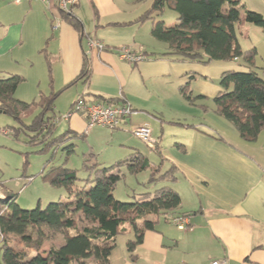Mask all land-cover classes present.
Here are the masks:
<instances>
[{"label": "crops", "instance_id": "0c3cea01", "mask_svg": "<svg viewBox=\"0 0 264 264\" xmlns=\"http://www.w3.org/2000/svg\"><path fill=\"white\" fill-rule=\"evenodd\" d=\"M240 1L264 18V0ZM150 4L151 0H78L70 9L80 23L77 31L54 7L38 1L0 0V76L14 74L10 68L25 58L13 53L35 40L45 46L41 52L49 62L48 79L44 89L38 82L28 99L21 94L25 75L14 74L24 79L15 91L17 100L30 103L50 92H59L55 102L66 95L69 108L77 100L104 105L119 100V106L133 113L113 130L118 131L122 151L128 152L118 160L139 154L134 139L119 131L147 124L158 140L160 172L173 170L172 178L159 182L179 195L181 205L174 216L190 214L184 220L187 228L179 230L174 220L161 219L130 253L127 244L134 234L126 224L119 235L131 237L120 246L116 238L109 264H264V130L254 142L244 141L213 105L221 91V75L246 68L238 61L202 64L161 55L168 48L152 41L151 22L137 21ZM55 22L57 28H53ZM236 30L243 50L256 49L255 66L264 80V30L243 22ZM89 39L101 42L105 49L89 48ZM122 48L144 59L134 64L122 60ZM85 58L90 71L87 80L81 76ZM186 83L192 96L204 99L187 102L180 92ZM80 115L86 123L85 115ZM94 128L101 127L86 128L87 134ZM66 131L75 138L86 137Z\"/></svg>", "mask_w": 264, "mask_h": 264}, {"label": "trees", "instance_id": "16d2710c", "mask_svg": "<svg viewBox=\"0 0 264 264\" xmlns=\"http://www.w3.org/2000/svg\"><path fill=\"white\" fill-rule=\"evenodd\" d=\"M167 9L177 14L173 26L159 20ZM242 15L245 23L264 30V18L248 10L240 0H151L149 9L137 21L151 22V37L167 45L163 56L202 64L238 61L240 67L246 68L221 75L218 82L221 91L213 98V105L215 113L234 127L239 138L254 142L264 130V80L255 66L256 49L243 50L240 46L236 26L243 21ZM60 18L75 30H81L72 13H60ZM84 60L81 76L87 80L89 64L87 58ZM23 80L22 76L14 74L0 76V110L18 121V129L14 130L17 137L23 132L27 145L40 147L38 153L63 149L66 163L75 152V145L67 143L76 135H70L71 131L55 135L54 103L59 92L40 94L35 101L24 103L14 96ZM180 92L189 103L204 99L192 96L189 83ZM107 105L120 104L118 100V103ZM35 107L38 112L25 124L22 116ZM150 149L160 155L158 144ZM151 166H154L152 162L139 154H132L108 167L95 161L90 165L84 163L85 177H80L77 169L65 164L50 166L42 178L54 187H62L66 191V201L51 202L44 209L38 206L27 211L17 205L14 196L0 199V262L85 264L91 259L92 264H109L116 238L123 232L124 225L128 224L134 234L127 244V250L132 253L147 231H155L161 219L168 222L190 217L185 213L174 216L181 199L168 187L133 197L131 201L114 198L116 184L124 177L123 168L137 175L150 171ZM160 167L159 164L150 171L148 183L172 178V169L161 173ZM60 236L64 239L61 246L50 245L47 251H42L45 242L53 244Z\"/></svg>", "mask_w": 264, "mask_h": 264}, {"label": "rangeland", "instance_id": "374dc122", "mask_svg": "<svg viewBox=\"0 0 264 264\" xmlns=\"http://www.w3.org/2000/svg\"><path fill=\"white\" fill-rule=\"evenodd\" d=\"M241 18L242 22L245 23L243 15ZM176 19L177 14L169 9L165 10L159 18L167 26H173ZM152 41L156 42L155 44L162 43ZM44 47L41 44L37 45L34 40L32 45L28 44L26 46L25 44L12 55L25 58V60L20 61L18 67L10 68L9 73L25 75L27 81L25 87L21 90V94H26L28 99L32 97L33 91H36L38 86L35 87V85L40 82V87L44 89L45 80L48 79L47 65L49 62L44 52H41ZM65 96L55 102L54 113L57 119L55 135L63 134L67 129L75 131L79 136L82 133L86 135L85 138L77 137L68 141L67 145H75V152L68 158L66 163V151L58 149L55 153L52 151L38 153L37 150L40 147L27 145L23 132L19 133L18 137L15 134L14 130L18 129L19 126L18 121L9 115L0 113V199L2 195L6 197L14 196L17 205L23 210L30 211L38 206L44 209L48 203L66 201V191L62 187H54L42 178L50 166L65 164L70 169H77L80 177H85L84 163L90 165L93 161H96L104 166H109L128 154V152H123V148L120 147L121 144L119 143L121 142L117 135L118 131L94 128L89 132L90 134H87V124L82 119L81 113L73 110L74 104L69 108L70 102ZM38 110L35 107L24 114L22 121L25 124L29 123ZM70 112L72 113L70 116H73V118L68 122L66 121L67 118H64ZM130 130L119 131V133L127 134L131 139H134L133 144L139 150V155H142L154 165L151 166L150 171H152L158 165V157L145 143L134 137ZM112 135L113 137H110ZM120 155L123 156L120 157ZM150 171L147 170L132 175L127 173L126 168H123L124 177L116 184L113 192L114 198L118 201H131L133 197L141 196L146 192H153L167 184L165 182L148 183L147 179L150 176ZM130 237L129 234L119 235L117 237L118 246L121 242L124 244ZM63 243L64 239L60 236L54 240L53 244L51 242L48 244L49 246L55 244L61 246ZM85 264H92L91 259H87Z\"/></svg>", "mask_w": 264, "mask_h": 264}, {"label": "built area", "instance_id": "2783aa9c", "mask_svg": "<svg viewBox=\"0 0 264 264\" xmlns=\"http://www.w3.org/2000/svg\"><path fill=\"white\" fill-rule=\"evenodd\" d=\"M14 3L21 1H38L44 4L46 7H54L60 13L70 14L72 6L78 3V0H11ZM57 21V20H56ZM53 28H57V23ZM88 47L102 50L103 44L94 39L88 40ZM119 57L129 63H137L144 59L142 55H135L127 48L119 50ZM73 110L83 113L85 115L87 128L101 127L105 129L116 130L120 127L123 118L132 114L133 112L124 105H103L99 103L86 104L81 100H77L74 103ZM72 113L70 112L64 119L69 118ZM131 133L134 137L145 143L149 148H154L158 144V140L152 136V131L147 124H142L132 128ZM3 198V196H1ZM1 198V199H2ZM175 224L179 230H185L186 224L184 220H175ZM212 264H224V262H213Z\"/></svg>", "mask_w": 264, "mask_h": 264}, {"label": "water", "instance_id": "95a60500", "mask_svg": "<svg viewBox=\"0 0 264 264\" xmlns=\"http://www.w3.org/2000/svg\"><path fill=\"white\" fill-rule=\"evenodd\" d=\"M0 113H2V111L0 110Z\"/></svg>", "mask_w": 264, "mask_h": 264}]
</instances>
